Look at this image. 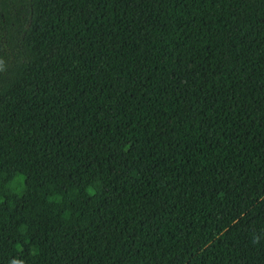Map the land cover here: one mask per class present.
Returning a JSON list of instances; mask_svg holds the SVG:
<instances>
[{"label": "trees", "instance_id": "obj_1", "mask_svg": "<svg viewBox=\"0 0 264 264\" xmlns=\"http://www.w3.org/2000/svg\"><path fill=\"white\" fill-rule=\"evenodd\" d=\"M0 264H264V0H0Z\"/></svg>", "mask_w": 264, "mask_h": 264}]
</instances>
